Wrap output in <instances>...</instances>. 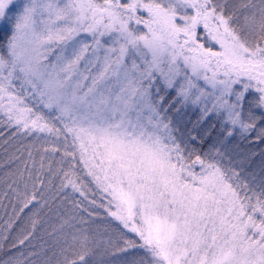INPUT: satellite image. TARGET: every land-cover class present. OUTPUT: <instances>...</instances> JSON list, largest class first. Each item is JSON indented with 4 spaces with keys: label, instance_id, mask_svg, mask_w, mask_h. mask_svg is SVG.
Instances as JSON below:
<instances>
[{
    "label": "snow or ice",
    "instance_id": "snow-or-ice-1",
    "mask_svg": "<svg viewBox=\"0 0 264 264\" xmlns=\"http://www.w3.org/2000/svg\"><path fill=\"white\" fill-rule=\"evenodd\" d=\"M189 105L185 138L168 113ZM0 116L36 141L0 165L20 202L0 264H264V169L216 146L264 142V0H0ZM96 207L139 242L85 227Z\"/></svg>",
    "mask_w": 264,
    "mask_h": 264
},
{
    "label": "trees",
    "instance_id": "trees-1",
    "mask_svg": "<svg viewBox=\"0 0 264 264\" xmlns=\"http://www.w3.org/2000/svg\"><path fill=\"white\" fill-rule=\"evenodd\" d=\"M0 121H3L0 122V165H4V162L7 160L8 156L15 150V148L20 147L21 145L34 143V141L31 140L30 137H25L23 135L12 136V132L14 131V129L9 128L7 122L2 119L1 116ZM188 130L190 129L186 127L182 131L188 132ZM185 132H183L182 134H184ZM215 132V129H212L211 135L204 137L203 143L197 142L194 145V147H196V149L198 150V153L202 156L205 152H208L210 146L215 142ZM198 133L203 135L204 131H199ZM5 140L8 141L7 144H5ZM216 146L218 147L219 145L217 144ZM224 146L225 149L234 147L233 152L235 153V157H233L235 159L232 160V164H234V166H230L236 167L238 171H242V176H247L249 179H251V177L249 176L250 173H255L257 177H259V175L261 174V170L264 169V142L256 140L253 137L245 139L236 134L232 139H227ZM219 148L223 149L224 147L220 145ZM14 168L15 167H12L11 170H14ZM9 170L10 168L8 166H0V235L3 234V228L5 227L6 222L10 219H15L20 209V202L16 199L15 194L8 187V184L11 183V178H9L6 173ZM58 182L59 181H57V183ZM13 187H15V185H13ZM89 187L93 190L89 194V199H92L94 195L98 194V191L94 187H92L90 183ZM76 199L79 200L80 197L77 195ZM65 208L71 211L70 204L65 205ZM90 210L92 209L90 208ZM27 212L28 210H25V213H20V223L25 222ZM85 227H90L92 229L99 228L100 231H103L105 228H107L110 234H116L117 230H119L124 233L125 238L136 240L137 242H139V238L136 236V234L126 231L119 224L111 220L106 215V211L102 207H96L94 209L93 217L90 218V223L88 225H85ZM109 254H111V250L105 255ZM115 257L122 261L123 254L117 252L115 254Z\"/></svg>",
    "mask_w": 264,
    "mask_h": 264
},
{
    "label": "rangeland",
    "instance_id": "rangeland-1",
    "mask_svg": "<svg viewBox=\"0 0 264 264\" xmlns=\"http://www.w3.org/2000/svg\"><path fill=\"white\" fill-rule=\"evenodd\" d=\"M145 16H146V13H145ZM138 27H140L141 29H143V25H139ZM199 33L201 35V42H204L203 41V30L200 29L199 30ZM213 44L215 42H212ZM206 46H208L206 44ZM217 49H218V45L215 46ZM201 84H203V81H200ZM162 88V86H161ZM161 95H165L164 91H163V88L161 90ZM174 95V92L169 90V92L167 93L166 95V100L167 99H171V97ZM29 104H32L33 102L31 100H28L27 101ZM168 115L173 119V123L174 125H176L179 129H180V133H178L177 135L179 136L180 134H182L183 132L185 131H182L183 129H185L186 127H188L189 129H192L193 128V125L197 122V120L200 118V109L199 107H195V106H192V105H189L187 108H183L181 110V112L179 114L175 113L174 111H169ZM2 119H4L6 121V118H4L3 116H1ZM7 122V121H6ZM213 125H215V127H213ZM212 129H215V140L216 138L219 136V137H223V133L221 132V129H220V122L218 120L215 119L214 116H210L209 118H207L206 120H204L203 122H201L198 127L196 128V132H199V131H205V130H212ZM195 133V132H194ZM236 134L239 135L238 132L234 133L233 136L229 137V139H232ZM187 136V132L184 133V137L186 138ZM31 140H33L34 142L35 141V138L34 137H30ZM220 146V144H218ZM218 146V148H219ZM224 148L220 149L221 152L225 153V155L223 156V163L225 166H234V164H232V160H234L235 158V153L233 152L234 150V147H231L230 149H225V146L222 145ZM10 149V148H9ZM9 152V150H8ZM234 156V157H233ZM219 159V158H218ZM241 161V160H239ZM238 161V162H239ZM237 162V161H236ZM12 167H15V166H12ZM241 167V166H240ZM195 169L196 171L198 172L200 170V165L197 164L195 166ZM90 184L92 187L95 188V185L91 183V180L90 178L86 177L85 178ZM98 194L94 195L96 201H97V204L100 205V204H103V205H107V199L104 197V195L99 191L97 190ZM94 194V193H92ZM105 211V207H102ZM114 210V208H113ZM106 215L111 219L113 220L115 223L119 224V221H116L114 220V218H112L111 216H109L106 212ZM122 227V225H120ZM126 231L130 232L128 229H125ZM132 233V232H130ZM135 234V233H134ZM99 257H97L98 259ZM103 259L104 261L106 262V264H122V261H120V259H118L117 257H115V255L113 254H109V255H104L103 256Z\"/></svg>",
    "mask_w": 264,
    "mask_h": 264
}]
</instances>
